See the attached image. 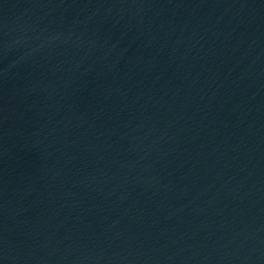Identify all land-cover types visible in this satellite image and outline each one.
Segmentation results:
<instances>
[{"label": "water", "instance_id": "obj_1", "mask_svg": "<svg viewBox=\"0 0 264 264\" xmlns=\"http://www.w3.org/2000/svg\"><path fill=\"white\" fill-rule=\"evenodd\" d=\"M0 264H264V0H0Z\"/></svg>", "mask_w": 264, "mask_h": 264}]
</instances>
